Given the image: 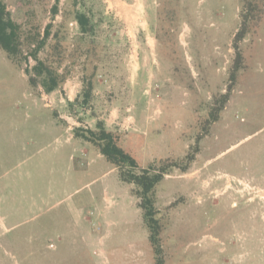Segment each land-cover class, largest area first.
<instances>
[{"label":"rangeland","instance_id":"1","mask_svg":"<svg viewBox=\"0 0 264 264\" xmlns=\"http://www.w3.org/2000/svg\"><path fill=\"white\" fill-rule=\"evenodd\" d=\"M4 1L26 35L51 23L54 44L61 31L60 70L70 73L47 93L0 48V264H156L133 184L92 143L69 137L100 119L142 167L181 162L199 145L186 172L173 167L156 186L165 264H264V15L236 70L241 0H84L101 32L83 40L69 0L57 14L58 0L34 13L27 0ZM96 63L110 77L83 105V68ZM132 107L140 132L124 120Z\"/></svg>","mask_w":264,"mask_h":264},{"label":"trees","instance_id":"2","mask_svg":"<svg viewBox=\"0 0 264 264\" xmlns=\"http://www.w3.org/2000/svg\"><path fill=\"white\" fill-rule=\"evenodd\" d=\"M48 0H27L29 9H36L37 6H46ZM71 6L70 12H66L73 17L77 23L80 38L94 37L101 32V24L95 22V10L93 7H87L84 0H69ZM59 0L52 6L53 14L59 12ZM241 22L234 36V47L236 49L235 69H239L243 55L240 49V43L247 37L254 27H258L264 15V0H241ZM27 7V9H28ZM52 24L49 23L42 34L41 26L35 25V31L29 36L25 34L23 26L14 20L11 12L7 8L4 0H0V48L6 52V55L19 67L27 64L26 73L29 75V81L34 87L42 86L45 92L51 93L58 90L69 76V67L60 70L63 63L68 58V54L61 49V31H57L49 42L51 36ZM95 39V38H94ZM92 41L91 43H93ZM51 45L53 49L46 58L40 57V51ZM25 46L28 50H25ZM97 45L93 43L86 51L87 53H97ZM80 48H76L71 56L75 59L83 55ZM30 59L35 63L30 66ZM73 59V57H72ZM73 60V64L75 62ZM236 70L231 74V80L236 79ZM82 83L83 105L88 104L92 98L95 89L104 84L110 77L108 69L103 68L98 63L94 64L92 70L83 68ZM232 86H229L228 92L217 97L211 110L212 122L216 121L219 112L224 109L230 97ZM75 136L82 137L86 141L97 147L102 155L112 163L118 170L120 178L133 184L132 192L140 198V207L143 212L144 222L147 224L150 232V241L153 245L156 255V264H165L164 252L161 243L162 223L159 216L160 210L156 207V186L170 173L173 167L186 172L190 163L195 159L199 151V145L195 146V151L189 152L180 161L166 160L160 164H150L148 167H142L138 160L122 145V136L119 132L107 128L104 120H98L94 128L79 127L75 130Z\"/></svg>","mask_w":264,"mask_h":264},{"label":"crops","instance_id":"3","mask_svg":"<svg viewBox=\"0 0 264 264\" xmlns=\"http://www.w3.org/2000/svg\"><path fill=\"white\" fill-rule=\"evenodd\" d=\"M133 33V32H132ZM146 42L144 43V45H146V48H149L153 42L155 41V38L151 36V34L147 33L146 34ZM133 42V40H132ZM134 42H135V39H134ZM142 50V48H141ZM141 107V106H140ZM143 109V107H141ZM140 109V110H142ZM145 110V109H144ZM127 111H128V114H126V116L128 118L124 119L125 120V123L129 124L130 126V131L132 132H140L143 127H142V122L141 120L138 121L137 117H136V112H135V109H132L131 108H127ZM135 112V113H134ZM116 115L115 111H112V117L114 118V116ZM123 120V119H120V121ZM113 121H116V120H113ZM67 132H68V129H70V127L65 126ZM75 137V132H73V135L69 136V137Z\"/></svg>","mask_w":264,"mask_h":264}]
</instances>
